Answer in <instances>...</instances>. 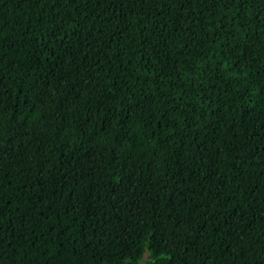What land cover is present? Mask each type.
Masks as SVG:
<instances>
[{
    "label": "trees",
    "instance_id": "16d2710c",
    "mask_svg": "<svg viewBox=\"0 0 264 264\" xmlns=\"http://www.w3.org/2000/svg\"><path fill=\"white\" fill-rule=\"evenodd\" d=\"M0 264H264V0H0Z\"/></svg>",
    "mask_w": 264,
    "mask_h": 264
},
{
    "label": "rangeland",
    "instance_id": "374dc122",
    "mask_svg": "<svg viewBox=\"0 0 264 264\" xmlns=\"http://www.w3.org/2000/svg\"><path fill=\"white\" fill-rule=\"evenodd\" d=\"M151 256H152L151 253L147 251L144 256V262L146 263L147 261H149Z\"/></svg>",
    "mask_w": 264,
    "mask_h": 264
}]
</instances>
